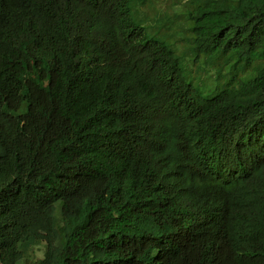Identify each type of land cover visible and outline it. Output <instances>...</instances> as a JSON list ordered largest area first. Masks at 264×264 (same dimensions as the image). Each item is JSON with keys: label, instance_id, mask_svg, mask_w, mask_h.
<instances>
[{"label": "trees", "instance_id": "16d2710c", "mask_svg": "<svg viewBox=\"0 0 264 264\" xmlns=\"http://www.w3.org/2000/svg\"><path fill=\"white\" fill-rule=\"evenodd\" d=\"M155 2L0 0V264H264V0Z\"/></svg>", "mask_w": 264, "mask_h": 264}, {"label": "rangeland", "instance_id": "374dc122", "mask_svg": "<svg viewBox=\"0 0 264 264\" xmlns=\"http://www.w3.org/2000/svg\"><path fill=\"white\" fill-rule=\"evenodd\" d=\"M155 8L154 9H147V20L150 25H153L156 30H160V22H162V17L167 18V16H173L174 14L179 15V22L177 24V29L179 32L183 31L186 27L185 19L183 18L184 9L186 8V5L188 3V0H155ZM159 20H161L159 22ZM184 35H180L179 37L182 39ZM186 41L182 39L180 41V44L178 45L177 52L183 55L185 58V76L190 78V76H195V80L197 83H202L203 81L206 82V86L204 84V88L206 91L212 90L213 88V78L210 76L205 75V70L203 65L198 64L194 66L192 64V57L193 54L190 52L186 56L184 55V51L188 49L187 46H185ZM264 47V44H263ZM31 80L39 87H46L47 86V80L39 74V71L37 69H33L30 73ZM203 86V83H202ZM207 94V93H206ZM44 251V245H40L36 248V252L38 256H42Z\"/></svg>", "mask_w": 264, "mask_h": 264}]
</instances>
